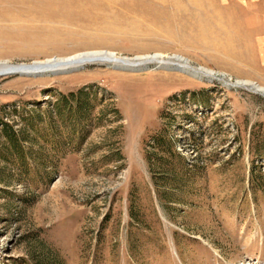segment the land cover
<instances>
[{
	"label": "rangeland",
	"instance_id": "obj_1",
	"mask_svg": "<svg viewBox=\"0 0 264 264\" xmlns=\"http://www.w3.org/2000/svg\"><path fill=\"white\" fill-rule=\"evenodd\" d=\"M95 51L0 77V264H264V0H0V63Z\"/></svg>",
	"mask_w": 264,
	"mask_h": 264
},
{
	"label": "bare ground",
	"instance_id": "obj_2",
	"mask_svg": "<svg viewBox=\"0 0 264 264\" xmlns=\"http://www.w3.org/2000/svg\"><path fill=\"white\" fill-rule=\"evenodd\" d=\"M178 61L181 63L187 64V60L183 59L182 57H177ZM131 62L127 59H118L116 56L111 52H102V51H95L86 54H79L77 56L71 58H54L44 62H36L30 65L27 64H11L10 62L6 61L0 63V71L9 69L17 71L20 76H41V75H49V74H64V73H71V71L79 70L83 68L87 64H104L108 66H114L118 68L123 67H130ZM135 64V63H133ZM177 68L182 70V66L177 64ZM16 76V75H15ZM264 91V90H261Z\"/></svg>",
	"mask_w": 264,
	"mask_h": 264
},
{
	"label": "water",
	"instance_id": "obj_3",
	"mask_svg": "<svg viewBox=\"0 0 264 264\" xmlns=\"http://www.w3.org/2000/svg\"><path fill=\"white\" fill-rule=\"evenodd\" d=\"M7 63V61H6ZM73 72V71H72ZM18 72L17 71H14V70H9V69H6V70H3V71H0V77H7V76H12V75H17ZM56 75V74H55ZM261 91V90H259ZM264 93V91H261Z\"/></svg>",
	"mask_w": 264,
	"mask_h": 264
},
{
	"label": "trees",
	"instance_id": "obj_4",
	"mask_svg": "<svg viewBox=\"0 0 264 264\" xmlns=\"http://www.w3.org/2000/svg\"><path fill=\"white\" fill-rule=\"evenodd\" d=\"M1 125H5V124L1 123ZM8 135H9V137H11V136H10V134H8ZM12 142L14 143V141H13V140H12Z\"/></svg>",
	"mask_w": 264,
	"mask_h": 264
}]
</instances>
